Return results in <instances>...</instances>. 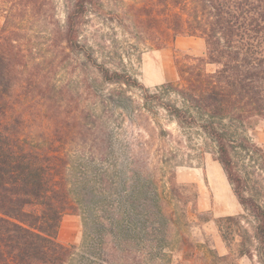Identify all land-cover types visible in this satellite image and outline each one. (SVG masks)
<instances>
[{
  "label": "rangeland",
  "instance_id": "rangeland-1",
  "mask_svg": "<svg viewBox=\"0 0 264 264\" xmlns=\"http://www.w3.org/2000/svg\"><path fill=\"white\" fill-rule=\"evenodd\" d=\"M72 1L53 0L60 25ZM161 3L91 0L78 34L83 51L66 50L55 58L62 62L53 83L70 91V107L77 103L90 113L64 146L66 181L77 206L76 214L62 217L57 232L59 243L74 247L65 264H264L257 220L238 204L216 144L200 128L212 124L221 132L244 195L264 210V122L210 117L178 95L177 65L205 57V44L179 36L157 48ZM143 6H152L155 27L136 16ZM24 28L28 48L45 55V28L32 22ZM92 63L138 86L108 83ZM165 105L196 124L177 121ZM25 117L30 143L48 148L54 122L45 108L31 104Z\"/></svg>",
  "mask_w": 264,
  "mask_h": 264
},
{
  "label": "trees",
  "instance_id": "trees-1",
  "mask_svg": "<svg viewBox=\"0 0 264 264\" xmlns=\"http://www.w3.org/2000/svg\"><path fill=\"white\" fill-rule=\"evenodd\" d=\"M161 2L163 31L155 41L157 48L179 36L199 37L205 44V57L177 65L182 84L178 95L210 117L264 122V0ZM90 4L91 0H73L60 25L53 0H0V264H65L73 253L72 245L56 239L62 217L77 213L66 181L64 146L75 131L83 130L90 113L79 110L77 103L70 107L72 94L57 88L52 75L62 62L55 63L58 54L83 51L78 34ZM151 11L152 6H143L135 13L148 18L149 28L155 27ZM27 22L45 28V55L28 48ZM55 48L56 54L48 57ZM92 64L108 83L138 86L124 74ZM207 65L215 70L207 72ZM31 104L44 107L54 122L48 148L38 149L28 139L25 115ZM164 107L177 121L196 124L183 111ZM200 128L214 140L217 161L238 204L256 218V239L264 252V210L244 195L243 180L234 170L221 132L212 124Z\"/></svg>",
  "mask_w": 264,
  "mask_h": 264
}]
</instances>
